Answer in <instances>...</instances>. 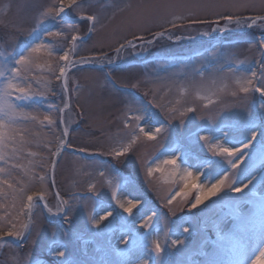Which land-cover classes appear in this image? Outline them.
Returning a JSON list of instances; mask_svg holds the SVG:
<instances>
[{"label":"rangeland","instance_id":"rangeland-1","mask_svg":"<svg viewBox=\"0 0 264 264\" xmlns=\"http://www.w3.org/2000/svg\"><path fill=\"white\" fill-rule=\"evenodd\" d=\"M234 0H88V3L97 10L100 17L96 25V31L88 33L90 23L80 21L76 13L67 10L68 15L64 21L59 18L55 21H47L45 25L48 31L63 30L70 32L69 25H75L85 40L80 43L77 58L96 57L97 62L84 65L79 69L69 72L68 93L71 97L72 107L63 116L69 126L68 140L72 144L71 149H66L57 160L55 170V184L50 180L47 184V200L54 210L57 204L56 192L69 201L73 211L72 222L66 224L63 214L55 216L48 214L45 209L38 207L34 210L33 219L38 227H33L32 234L26 235L23 241L17 242L11 248L5 247L0 253V264H11L10 256L13 253L25 255L32 253L43 261V264H51L54 257L48 254L46 246L55 241L52 246L67 245L72 253L69 259L85 261L88 264H125L126 261H137L147 255L146 251L128 253L134 240L140 244L150 246L152 239H160L164 243L165 254L163 260L169 259L176 264H203L206 257L203 252L210 251L212 241L217 235V223L221 228L231 227L234 221L229 215V209L220 210L219 197H213L196 209L189 206L180 207L174 203L173 215L168 207H165L167 191L177 189L176 185L156 186L155 181L149 182L146 177L143 162L151 159L158 152L180 150L189 152V163L192 170L205 172L200 177V183H207V170L205 164L219 160L213 157L206 148L202 147V141H198L193 133L199 135H213L223 138L227 133L228 141L239 146V142L250 136V129L255 126L257 131L264 128V120L260 118V103H264L258 93L250 94L248 99L240 102V97H232L228 92L220 94L219 102L203 107L206 101L196 99L194 95L196 85L208 84L211 80L217 83L227 82L229 88H234L228 66L234 59L246 60L242 71L250 67L259 70L258 65L252 64L254 59H260L257 48H250L248 41L255 40L264 33L259 27L251 29L238 28L236 25H227L221 20L219 26L214 23L191 24L188 19L177 21V28H171L166 22L173 15L189 16L192 18L216 20V11L227 12L226 8L216 7L228 5ZM53 3V0H0V19L6 22H16L24 29L22 32L11 34L8 29L0 27V63L17 46L23 45L28 40V31L36 25V16L39 9ZM259 7L261 0H255ZM27 5V7H25ZM102 5V7H101ZM10 6V7H9ZM89 14H91L89 12ZM243 16L254 14L251 11L238 13ZM259 14V13H255ZM63 15V14H62ZM160 25L169 28L173 40L157 41L149 46L147 51L139 48L133 52L129 49L122 53L119 59H115V48L125 39H132L133 33L143 35L151 39V33L163 30ZM182 25V26H181ZM227 25V31H220ZM216 28V31L212 29ZM204 33H208L204 35ZM91 38H88V37ZM176 36L185 39L176 40ZM194 37V39H188ZM42 39L53 41L57 49L67 46V41L54 40L52 37L42 36ZM212 46V47H211ZM115 60L109 65L103 60V54ZM203 71V78L199 75ZM49 85L55 96L49 95L47 102L36 105L40 112L51 111L54 117L59 116L58 108L62 107V100L66 97L61 88V81L54 78ZM141 82L139 89H132L138 97L142 98L141 107L148 110L152 119L145 126L159 127L164 124L166 131L156 141H141L135 150L122 158L123 162L116 164L117 171L111 170L114 163L110 156L91 155L97 150H106L111 143L109 136L122 127V120L126 111L125 102L130 99L127 90L122 88L124 84ZM115 82V86L114 83ZM181 85L189 86L187 96H181ZM156 91V103L181 99L183 106H195V113L185 116L184 124L180 118L175 120L168 118V114L152 103V91ZM148 92V95L144 93ZM243 94H241V97ZM161 97L163 99H161ZM143 123V122H142ZM34 132H39V137H32L40 143V147L31 145L32 151L40 152L44 156L50 155L43 144L52 141L55 150L56 138L60 135L63 124H57L51 128L39 125H28ZM264 137L258 136L253 146L245 150L246 157L239 167L231 170L232 178L238 183H252L243 193H229L235 198H243L248 203L244 211L254 209L260 197L264 196V152L261 144ZM79 147L89 149L88 153H76ZM28 159L41 160V157H27ZM52 159H56L52 157ZM225 168L227 165L225 163ZM105 170L106 175L113 179V185L119 184L120 198L139 200L133 215L130 217L111 198L113 186L108 185L103 177L97 173ZM37 172L48 174L47 168H36ZM16 175L23 178V174L17 170ZM214 175V173H213ZM26 179V178H25ZM95 182L94 191L87 190V183ZM40 188L38 182L32 185V190ZM178 190V189H177ZM193 190L189 197V203L195 198ZM224 194L222 193L221 196ZM179 200V198H178ZM217 201V211L213 214L208 211L206 205H212ZM116 209L113 217L101 221L99 228H94L88 222V216L95 210L98 216L105 215L106 211ZM3 210H0L2 213ZM152 211L157 213L153 220L152 229L139 227L143 218ZM119 213V214H117ZM135 220V223L131 221ZM189 228V232H184ZM13 239V238H6ZM121 239L129 241L128 245L121 243ZM183 240L184 244L172 248L171 240ZM36 244L33 245L32 241ZM19 245V246H18ZM63 250V247H61ZM152 259L155 260L153 254Z\"/></svg>","mask_w":264,"mask_h":264},{"label":"snow or ice","instance_id":"snow-or-ice-1","mask_svg":"<svg viewBox=\"0 0 264 264\" xmlns=\"http://www.w3.org/2000/svg\"><path fill=\"white\" fill-rule=\"evenodd\" d=\"M10 7V6H9ZM27 7V5H25ZM102 7V5H101ZM216 7L226 8L227 12L216 11L214 14L218 17L216 20L192 18L194 14L189 16L173 15L166 23L171 28H177V21L188 19L191 24H208L214 23L219 26L220 21H226L227 25H236L238 28L251 29L259 27L264 30V0H261L259 7L255 0H234L228 5H218ZM72 10L80 21L90 23L91 27L88 33L96 31V25L99 22V15L96 9L88 3V0H53V3L39 9L36 16V25L28 31V40L23 45L17 46L12 52L5 57L0 63V253L5 247L11 248L19 241H23L26 235L32 234L33 227H38L33 219L34 210L42 207L48 214L60 216L66 224H71L73 211L69 201L60 196L59 191L56 192L57 204L55 210L49 206L47 196L46 181L50 180L55 184V170L57 160L66 149L73 146L68 140L69 126L64 121V114L71 109V97L67 95L69 85V72L72 69H79L84 65H90L97 62L96 57L77 58V51L80 43L85 40V35L79 33L75 25H69L70 32L63 30L48 31L45 25L47 21H55L59 18L64 21L68 15L67 10ZM251 11L254 14L243 16L238 13ZM89 12L91 14H89ZM259 13V14H255ZM63 14V15H62ZM227 25L220 31L229 30ZM182 26V25H181ZM0 27L8 29L11 34L22 32L24 29L16 22H6L0 19ZM163 29L151 33V39L145 36H137L135 33L132 39H125L123 43L115 48V59H119L122 53L131 49L135 52L138 48L140 51H147L149 46L154 45L160 40H173L169 28L160 25ZM216 31V28L212 29ZM208 33H204L207 35ZM42 36L52 37L54 40L67 41V46L57 49L53 41L42 39ZM88 38H91L90 36ZM175 39H185L183 36H176ZM194 39V37H188ZM250 48H257L260 59H254L252 64L258 65L259 70L251 67L245 72L242 71L246 60L234 59L228 66V72L231 74L234 88H229V84L225 82L217 83L213 79L208 84L196 85L194 95L196 99L206 101L203 107L219 102L220 94L228 92L232 97H240V102L244 103L250 94L258 93L260 98L264 100V33L255 40L248 41ZM3 55V53H0ZM103 60L109 65L114 64L115 60L108 57L107 53L103 54ZM199 75L203 78V71ZM61 81V88L66 97L62 100L63 106L58 108V117H54L51 111L40 113L35 106L47 102L49 95L55 96L56 92L49 86L51 79ZM114 86H115V82ZM141 82L136 81L131 84H124L122 88L127 90L129 100L125 102L126 111L122 120V127L109 136L110 145L106 150H97L91 155L110 156L114 163L111 165L113 172L117 171L116 164L122 163V158H127L136 146L143 141H156L163 132L166 131L165 125L160 124L159 127H150L146 130V125L152 119L146 108L141 107L142 98L138 97L132 89H139ZM181 96H187L189 86L181 85L179 88ZM148 95V92L144 93ZM241 94L243 96L241 97ZM152 103L156 108H160L168 114L171 120L180 118L181 125L184 124V117L188 113H195V106H183L181 99L175 101L169 100L167 103H156V91H152ZM161 99H163L161 97ZM259 108L262 110L260 118L264 120V103H260ZM64 125L60 130V135L56 138L55 150H53L52 141L43 144L50 155L44 156L40 152L32 151L31 145L35 144L40 147L38 140L32 137H39V132H34L29 124L35 126L51 128L57 124V121ZM143 122V123H142ZM250 136L244 141L239 142V146L231 144L228 140L227 133H223V138L213 135H199L193 133L198 141H202V147L206 148L213 157L221 158L216 161L209 162L204 165L207 170V183H200V177L205 172L192 170L189 163L191 155L189 152L180 150L162 151L151 159L143 162L146 177L149 182L155 181L156 186L163 188L164 185H176L177 189H169L167 191L165 207L175 215L174 203L177 207L189 206L196 209L200 205H205L206 201L212 200L213 197H219L223 204H219L220 210L228 208L229 215L234 223L231 227L221 228L217 223V235L215 241H212L210 251L203 252L206 257L203 264H264V196L260 197L254 209L244 211V206L248 203L243 198H235L229 193H243L245 189L252 183V179L248 183H238L232 178L234 170L239 167L246 157L245 150L253 146L258 136L264 137V128L257 131L255 126L251 129ZM261 151L264 152V141L261 144ZM86 147H79L74 150L76 153H88ZM27 157H41V160L28 159ZM55 157L56 159H52ZM225 163L227 168H225ZM47 168L48 174L37 172L36 168ZM19 170L23 174L16 175ZM214 173V175H213ZM103 177L105 182L113 186L111 198L115 200L116 205L131 217L133 209H136L139 200L128 199L122 201L120 198V185H113V179L106 175L105 170H99L97 173ZM26 178V179H25ZM38 182L40 188L33 191L32 185ZM95 182L87 183V190L92 192L96 189ZM195 190V198L189 203V197ZM224 194L221 196V194ZM179 198V200H178ZM217 201H213L212 205H206L210 213L217 211ZM116 209L106 211L105 215L98 216L93 210L88 216V222L94 228H99L101 221L108 220L113 217ZM119 214V213H117ZM157 216L155 211L150 215H146L139 227L143 229H152L153 220ZM135 223V220L131 221ZM184 232H189V228H184ZM6 238H13L8 240ZM121 243L128 245L129 241L121 239ZM164 243H167V238ZM164 243L160 239H152L150 246L140 244L134 240L132 246L127 252L146 251L145 257H140L137 261H126L125 264H176L175 261L169 259L167 262L163 260L165 254ZM35 245L36 241L33 240ZM56 244L52 241L46 246L45 251L54 259L51 264H88L85 261H76L69 259L72 254L67 245L52 246ZM184 244L183 240H171L172 248ZM19 246V245H18ZM63 247V250H61ZM155 256V260L152 256ZM11 264H43L38 256L32 253L20 255L13 253L10 256ZM7 264V262H6Z\"/></svg>","mask_w":264,"mask_h":264},{"label":"water","instance_id":"water-1","mask_svg":"<svg viewBox=\"0 0 264 264\" xmlns=\"http://www.w3.org/2000/svg\"><path fill=\"white\" fill-rule=\"evenodd\" d=\"M9 240H11V239H9Z\"/></svg>","mask_w":264,"mask_h":264}]
</instances>
